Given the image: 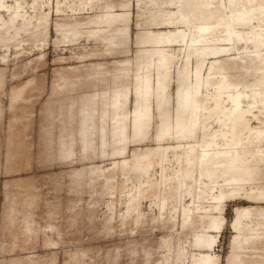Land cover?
Returning a JSON list of instances; mask_svg holds the SVG:
<instances>
[{
	"label": "bare ground",
	"instance_id": "6f19581e",
	"mask_svg": "<svg viewBox=\"0 0 264 264\" xmlns=\"http://www.w3.org/2000/svg\"><path fill=\"white\" fill-rule=\"evenodd\" d=\"M135 1L140 12L145 6L153 10L140 13L136 61L119 62L108 73L91 70L89 76L105 80L94 83L91 91L81 87L80 73L62 77L60 87H75L71 90L75 102L63 114L66 122L60 134L65 141H61L68 153L78 145L92 154L90 158L126 157L130 145L148 138L156 104L163 116L157 146L135 149L132 158L112 164L114 170H122L119 192L126 197V206L121 210L119 200L109 201L111 220L122 217L121 226L133 229L144 222L142 199L154 198L159 218L169 214L172 228L178 214L182 227H194L188 241L176 235L163 239L165 263L218 264L215 249L226 224L225 204L245 201L248 204L235 206L229 224L233 235L226 264H264V0H73L66 4L70 9L59 6L58 11L95 8L96 13L83 22L84 28L77 18L60 24L61 41L74 43L87 34L85 39H102L107 51H117L129 40L130 6ZM20 8L19 1L14 5L0 0V37L19 31L39 34L48 28L46 12L31 16ZM167 8L173 10L166 12ZM3 10L7 18L1 15ZM173 46L182 47L183 65L171 116L164 106L169 102L168 82L178 57L168 49ZM230 54H235L229 56L230 62L221 61V56ZM193 58L197 61L194 68ZM22 89L12 98L19 97ZM157 166L158 175L153 169ZM100 169H94L91 179L102 176ZM116 171L104 176L107 182L116 181ZM117 188L113 183L107 193L113 195ZM13 211L11 207V222L15 221ZM23 211L29 239L36 221L30 210L23 207ZM132 215L133 222L129 220ZM86 255L85 250L75 253L71 264H87ZM28 258L31 264L34 259Z\"/></svg>",
	"mask_w": 264,
	"mask_h": 264
},
{
	"label": "rangeland",
	"instance_id": "374dc122",
	"mask_svg": "<svg viewBox=\"0 0 264 264\" xmlns=\"http://www.w3.org/2000/svg\"><path fill=\"white\" fill-rule=\"evenodd\" d=\"M18 1L21 3L20 10L27 15L46 12L48 28L39 34L19 31L21 33L13 32L7 38L0 37V264H28V256L34 259L31 264H71L75 253L82 250L87 254V264H166L162 258L165 252L161 246L163 239L176 235L185 242L192 238L194 227H182L181 214L176 216L177 225L172 228L173 219L169 214L159 218L154 198L147 197L142 199L140 205L145 214L144 222L131 229V225L121 226L122 217L117 216L111 220L112 211L107 207L109 201L117 199L118 209L125 210L126 197L119 192L124 180L122 170L120 167L117 171L114 170L113 162L132 158L135 149L157 146L156 135L163 120L160 108L153 105V120L148 138L139 144L130 145L126 157L90 158L92 154L78 145L68 153L67 145L61 141H65V137L60 134L66 122L63 114L75 102V96L71 92L75 87H60L62 77L80 73L81 87L91 91L94 83L105 81H100V77L94 79L89 76L91 70L108 73L119 62L134 63L138 49L137 35L141 29L137 25L140 13H150L153 10H148L145 6L140 12L136 1L134 5L132 2V27L128 42L117 51H107L102 39L95 42L85 39L87 34H84L79 41L68 43L61 41L62 35L58 32L60 24L75 18L82 21L80 27H86L87 24L83 22L96 13L95 8L90 11H58L59 6L70 9L66 4L73 0H6L14 5ZM171 10L173 9L167 8L166 12ZM1 15L8 17L4 10ZM126 48V51L121 52ZM168 49L178 55L168 82L169 102L164 106L173 116L183 58L182 47L173 46ZM229 56L235 54L221 56L220 59L230 62ZM196 63V58H193L191 66L194 68ZM98 64L102 66L93 70V66ZM22 87V93L13 99L14 92ZM134 103L132 97L129 105L132 107ZM243 104L246 106L247 102ZM252 119L257 121L255 117ZM212 124L217 127L216 122ZM168 143L174 144L172 141H164L165 145ZM96 167L101 168L98 172L102 176L91 179ZM153 169L158 175L160 167ZM115 171L119 174L116 181L107 182L104 176ZM113 183L119 188L112 195L107 192ZM246 204L248 203L245 201L225 204L226 224L218 235V246L215 249V253L219 255L218 264H226L231 249L233 231L229 224L234 216V208ZM22 205L31 211V217L36 221L32 232L28 233L31 235L29 239L23 228ZM11 207H14L13 222L10 221ZM134 216L129 218L131 222L135 220ZM108 223H111L110 226ZM51 225L56 228L51 229ZM56 229L60 234L56 233ZM50 240L58 241L59 245H47ZM186 263L188 261L182 264Z\"/></svg>",
	"mask_w": 264,
	"mask_h": 264
}]
</instances>
